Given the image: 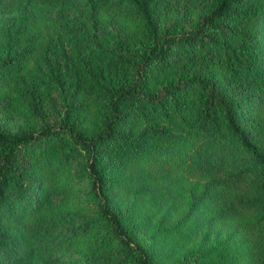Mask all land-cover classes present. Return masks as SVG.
<instances>
[{
    "label": "trees",
    "instance_id": "trees-1",
    "mask_svg": "<svg viewBox=\"0 0 264 264\" xmlns=\"http://www.w3.org/2000/svg\"><path fill=\"white\" fill-rule=\"evenodd\" d=\"M158 1L0 0L3 11L15 13L13 23L0 30V94L15 81L25 57L57 46L56 40L70 29L88 34L93 27L94 36L101 8L121 7L136 27V34L127 37L133 38L134 48L112 42L105 57L98 58L104 60L103 67H94L98 79L88 85V89L96 87L90 99L100 109L94 131L75 129L72 108L56 124L43 121L34 131L0 128V220H5L0 223V264H21L14 229L21 225L19 216L28 211L35 214L45 197L21 161H31L42 173L51 167L63 168L78 154L83 160L76 171L86 177L95 203L91 219L75 225L69 231L71 238L100 224L103 234L123 250L114 264H154L150 252L123 223L122 211L104 193L111 181L107 153L130 163L141 161L144 169L163 164L190 178L209 179L204 188L222 201L219 216L251 219L245 236L249 243L240 250L241 260L264 264V73L256 61L264 0H206V7L190 24L178 19L163 23L156 10ZM34 5L55 7L57 15L41 23L31 8ZM80 51L75 47L74 57L91 69ZM186 56L220 67L227 82L238 84L245 95L237 99L225 90L222 79L187 71L156 86L157 71L179 65ZM33 87L16 86L14 93L34 106ZM57 139L70 145L71 155L60 150L52 159L38 156L43 146ZM32 230L40 237L47 232L36 224ZM98 237L103 240L101 233ZM51 245L42 243L47 257L54 253L56 246ZM225 251L232 252L228 259L237 258L234 248L224 246L207 259L208 264H225L218 263L217 256Z\"/></svg>",
    "mask_w": 264,
    "mask_h": 264
},
{
    "label": "rangeland",
    "instance_id": "rangeland-1",
    "mask_svg": "<svg viewBox=\"0 0 264 264\" xmlns=\"http://www.w3.org/2000/svg\"><path fill=\"white\" fill-rule=\"evenodd\" d=\"M205 7L206 0H159L156 4L163 23L178 19L190 24ZM31 8L37 11V19L41 23L50 22L58 12L55 7L34 5ZM125 13L121 7L101 8L94 36L93 27H90L91 31L87 29L88 34L85 30L70 29L60 40L55 39L57 46L25 57L15 74V81L0 94L3 101L0 105V128L34 131L43 121L56 124L67 108H72L71 112L77 117L75 129L94 131L98 127L96 117L100 109L96 101L90 99L91 93H97L96 87L88 89V85L98 79L93 72L94 67L96 70L103 67L104 60L101 62L98 58L105 57L112 42L129 44L130 48L136 46L133 38H127L136 34V27ZM13 16L15 13L0 8V30L13 23ZM260 22L261 42L256 45L259 49L256 61L264 73V12ZM77 46L91 69L85 68L74 57L73 49ZM182 59L177 66L157 71L156 86L176 79L179 71H187L222 79L225 90L237 99L245 95L246 91L238 84L227 82L226 73L220 67L208 65L197 56ZM52 73L57 74V78ZM29 84L34 85L31 94L36 100L34 106L31 100L28 103L27 98L14 93L16 86ZM69 147L63 139L49 141L38 156L41 154L52 159L60 150L71 155L67 150ZM82 160V154L71 156L63 168L51 167L42 173L35 170L31 161H21L24 172L33 179V184L37 183V191L45 192V197L40 199L39 210L35 214L28 211L19 216L21 225L14 229L20 241L21 264H114L122 257L123 250L103 234L100 224L89 232L82 230L72 238L69 234L75 225L91 219L95 203L86 177L76 171ZM105 160L111 166V181L104 188V193L109 203L122 211L123 223L129 227L133 238L150 252L154 264H208L209 257L224 246L230 250L234 248L233 255L237 258L228 259L232 252L228 254L225 251L217 255L220 256L218 263L247 264L241 260L240 250L244 243H249L245 236L251 219L240 215L219 216L222 201L214 199V191L204 188L209 179L190 178L163 164L149 165L152 168L144 169L146 165L143 162H126L112 153H107ZM202 195H206L203 200ZM0 223H5V220H0ZM35 224L47 231L46 234L40 237L37 231H31ZM99 233L103 240L98 237ZM57 241L60 243L56 244ZM43 242H47V246H56L52 256L47 257L42 252Z\"/></svg>",
    "mask_w": 264,
    "mask_h": 264
}]
</instances>
